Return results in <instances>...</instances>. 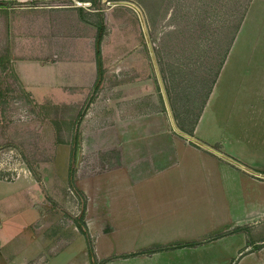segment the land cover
I'll list each match as a JSON object with an SVG mask.
<instances>
[{
    "label": "crops",
    "instance_id": "crops-1",
    "mask_svg": "<svg viewBox=\"0 0 264 264\" xmlns=\"http://www.w3.org/2000/svg\"><path fill=\"white\" fill-rule=\"evenodd\" d=\"M225 5L219 12L228 39L221 54L216 57L215 41L207 39L198 74L199 56L186 54L191 80L176 98L180 113L166 117L154 96L146 100L145 91L130 84L113 86L112 101L90 102L79 119L75 185L85 197L82 221L100 264H264V245L235 241L236 231L217 237L213 247L164 246L226 228L240 220L241 206L249 207V222L256 214L251 207L257 204L258 177L264 179V0ZM23 19L11 15L8 21L17 77L35 100L78 108L79 95L85 97L97 78L95 39L86 46L58 40L44 47ZM186 98H198L190 122L180 106ZM2 105L0 95V113ZM56 177L59 185L43 187L54 201L65 187ZM34 189L25 180L0 181V264H60L55 260L65 247L73 249L67 264H89L77 226L66 235L62 227L50 229L59 223L49 213L38 219L43 199L37 201ZM15 215L21 217L18 225ZM155 245L162 248L142 249ZM242 246L249 248L240 253Z\"/></svg>",
    "mask_w": 264,
    "mask_h": 264
},
{
    "label": "rangeland",
    "instance_id": "rangeland-1",
    "mask_svg": "<svg viewBox=\"0 0 264 264\" xmlns=\"http://www.w3.org/2000/svg\"><path fill=\"white\" fill-rule=\"evenodd\" d=\"M230 2L231 0H0V95L3 104L0 113V181L20 179L31 182L37 201H44L39 202L44 211L38 212V219L46 220L49 217L57 220L59 224L50 229L62 227L60 230H65L66 235H69L73 225L82 231L80 224L83 223L85 197L75 185V171L80 154L78 153L76 160L75 155L77 147L80 151L77 124L86 107L93 101L104 102L108 98L112 101L116 96L113 94V86L117 88L132 84L136 88L140 87V91H145L141 96L146 100L150 95L154 96L157 111L163 112L166 117L173 111L180 113L176 110V98H179V92L184 91L182 86L187 80H191L189 71L186 70L191 64V57L186 54L195 51L199 56V71H195L197 74L203 69V59L200 56L207 39H214L216 57L221 54L228 34L221 29L224 13L219 11H225L223 6ZM11 15L24 18L29 23V32L33 31L31 35L39 34L44 47L54 43L57 46L58 40L68 43L72 41L76 46L92 44L97 26L101 25V80L97 86L93 85L85 97L79 95L82 100L78 108L74 109L64 102L37 101L24 87L13 64L8 27ZM114 45H117L116 51ZM117 53H121L119 59H113ZM205 56L213 57L207 54ZM208 64L214 66L215 62ZM199 80L201 83V78ZM208 80L206 78L204 82ZM186 91L192 93L190 89L186 88ZM184 100L186 102L180 106L184 107L183 115L190 114L186 119L190 122L197 110L198 98L194 103L189 98ZM55 174L65 182L60 195H56V201L43 190L44 185H59ZM258 181L257 204L251 207L252 211L256 209L253 221L249 222L244 216V210L249 207L241 206L242 213L236 219H240L237 222L227 223L226 228L208 232L199 238L182 239L183 241L172 245L197 241L193 246L205 243L213 247L219 244L217 237L212 238L213 235L219 237L231 231L238 232L235 241L256 240L257 243L252 244V248L264 245V240L260 241L264 238V179L258 177ZM45 212L49 213L48 217ZM58 212L61 214L59 217L54 215ZM13 218L18 225L21 217L15 215ZM99 226L101 223H98ZM242 248L243 246L239 249L240 253L249 247ZM62 250L55 262L67 264L73 249L65 247ZM113 256L109 255L105 259L110 260ZM233 258L231 260L237 259ZM77 262L81 264L80 261Z\"/></svg>",
    "mask_w": 264,
    "mask_h": 264
},
{
    "label": "trees",
    "instance_id": "trees-1",
    "mask_svg": "<svg viewBox=\"0 0 264 264\" xmlns=\"http://www.w3.org/2000/svg\"><path fill=\"white\" fill-rule=\"evenodd\" d=\"M102 36V27L101 25L97 26V32L95 35V49H94V53H95V61H96V65H97V78L95 80V86H97L96 84L98 83V81L101 80V75H102V69H101V55H100V50H99V41L101 39ZM81 228H82V232L85 235V239H86V249H87V256H88V260H89V264H100L101 262L98 261L95 258V255L93 253V249L90 243V239H89V235L87 232L86 227L84 226V224H80ZM218 237V235H213L212 238H216ZM197 241H188L186 243L183 244H175V245H168L166 247H172V246H182V245H193L194 243H196ZM258 246L255 245L254 248H257ZM162 247H156V248H151V249H147L145 251H155V250H159Z\"/></svg>",
    "mask_w": 264,
    "mask_h": 264
},
{
    "label": "water",
    "instance_id": "water-1",
    "mask_svg": "<svg viewBox=\"0 0 264 264\" xmlns=\"http://www.w3.org/2000/svg\"><path fill=\"white\" fill-rule=\"evenodd\" d=\"M78 153H79V147L76 148L75 160H76V158H77V156H78Z\"/></svg>",
    "mask_w": 264,
    "mask_h": 264
}]
</instances>
